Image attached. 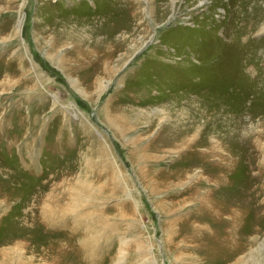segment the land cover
<instances>
[{
	"label": "rangeland",
	"instance_id": "374dc122",
	"mask_svg": "<svg viewBox=\"0 0 264 264\" xmlns=\"http://www.w3.org/2000/svg\"><path fill=\"white\" fill-rule=\"evenodd\" d=\"M137 1L141 18L130 23L129 4L117 0H0V249L8 251L0 264H83L81 245L94 253L90 264H264V210L250 197L256 186L264 199V182L237 178L230 198L222 195L255 221L254 240L239 254L221 260L217 242L190 238L176 253L175 230L208 190L188 193L194 177L162 181L163 172L175 174L181 151L152 150L163 130L195 118L184 81L204 63L208 37L214 49L244 52L249 79L264 84V0ZM105 37L112 59L95 71L78 52L105 48ZM173 89L176 97L165 95ZM255 92L237 111L262 160L264 101L255 103ZM149 170L151 186L140 173ZM43 208L59 231L45 226ZM23 236L36 252L15 249ZM54 245L63 246L59 257Z\"/></svg>",
	"mask_w": 264,
	"mask_h": 264
},
{
	"label": "bare ground",
	"instance_id": "6f19581e",
	"mask_svg": "<svg viewBox=\"0 0 264 264\" xmlns=\"http://www.w3.org/2000/svg\"><path fill=\"white\" fill-rule=\"evenodd\" d=\"M123 2L129 4L125 5V9L128 8V20L131 16L129 22L132 23L133 21L139 20L141 18L139 12H137L140 6L138 4L139 2L137 0H117L116 4L119 6V4ZM17 29L20 30L21 28L18 27ZM116 30H118V28ZM125 36L126 33L122 34L121 38ZM121 38V42L118 44L119 46L124 43ZM102 40V45L106 43L105 48L95 44L96 48L94 50L88 49L78 52L81 56L79 58H84L89 62L90 69H94L95 71L103 67L104 64L108 67L112 59L113 51L111 48L113 47V43L111 39L105 37ZM211 44L212 40L208 37L205 41V45L200 51L204 63L199 61L197 65L192 66L187 74V81H184V89H186L187 93L184 92L183 94H187V99H189L197 109L195 118L190 120L187 125L185 124L186 126L182 127V129L174 130L170 127L171 130H169L170 128L163 130L165 135H162L163 137L159 139L161 142L155 144L152 150L156 154L164 151H172L173 149L181 151L177 165L178 169L175 171V174L173 173L174 175L171 176L170 172H163L161 177L162 181L166 179L168 183L172 182V184L180 185L185 183L187 179H193L194 177L193 185L188 189V193L197 192V194H199L198 191H200L201 188L207 189L208 193H211V196L208 193L202 194L205 196L201 198L202 205L200 208H197L196 212L190 217L184 218L181 227L175 230L174 239L171 242L173 243L172 247L175 252H181V243H183L181 240L185 238H190L195 242H199V244H201V240H206L212 243L217 242L214 245L220 246L222 249L218 258L227 260L234 258L243 248L245 249V247L249 245L247 243L250 242L253 236L255 221L251 220L250 217L247 220L243 219L244 214H246L245 212L251 213V210L246 211L238 206L241 202L237 205L234 201H226L225 198H222V195L223 193H228V197L229 192L227 189L232 187V189L238 188L237 186L240 182L237 178L249 177L257 183L264 182V159L261 160V151L258 150L256 145L258 139H254V134H252V136L246 134V136L249 135L250 138L249 136L245 137L244 131L248 128L242 125L243 122L241 118L244 112H238L237 110L238 108H244V99L249 98L250 93L253 91H256L253 98L255 103L256 101H264V84L262 81H254V78H251L254 80L249 79L250 76L248 77L246 70L249 72L251 68L250 65L247 66L249 61L246 59V54L244 52L235 55V53L231 51L226 52L225 49L219 46L214 49ZM118 45L117 47H119ZM93 54L95 55V59L92 60L90 57ZM185 63L188 62H183L181 65H186ZM177 70V75H179V70L182 71L183 66H178ZM94 74L93 76H95ZM254 77L256 78V76ZM247 79H249V81ZM234 88H238L239 91L234 90ZM177 90L179 89H173L171 91L166 90L165 95L176 97L177 95L174 94V92H177ZM195 102L196 104H194ZM236 102L239 107L232 104H236ZM185 103L187 102L184 101V104ZM192 104L190 105L192 106ZM200 104H202V106ZM201 118H204V120L205 118L207 119L204 124H199ZM255 131H259L257 126H255ZM259 132H262V130ZM241 142L244 143L245 146H248L247 148L250 151L242 149ZM158 157L159 155L156 156V158ZM239 164L242 165V169L238 173ZM34 165L29 164L31 168L29 171L32 170L33 167H36ZM194 171H196V173L193 174ZM140 173L149 186L155 182V179L150 177L151 174L153 175L152 170L148 172L141 171ZM255 187L250 197L253 202L260 203L259 211L261 212L264 210V199H260ZM231 194L230 192V195ZM212 195L214 196L212 197ZM207 197L211 199L208 201ZM40 216L44 219L46 227H51L54 231L60 230L58 227L53 228L54 226H49L51 220H49L45 208L42 209ZM175 222L181 223L179 218H177ZM208 223H217L220 226V230L213 235L209 232ZM240 227L243 228V231L239 236H235L237 233L236 230L240 229ZM23 238H25L23 241L15 243V249L19 252L23 249L36 252L35 249L33 251L31 250L33 246L31 243H28V239L24 236ZM253 240L254 238H252V241ZM52 248L58 253V257L64 250L63 246L57 247L54 245ZM77 248L79 249L83 264H90V262L94 260V253L88 245H81ZM0 256L7 262L8 251L4 248L0 249Z\"/></svg>",
	"mask_w": 264,
	"mask_h": 264
}]
</instances>
